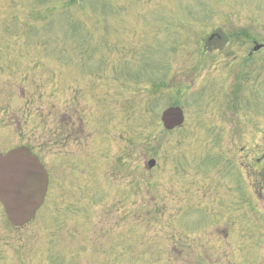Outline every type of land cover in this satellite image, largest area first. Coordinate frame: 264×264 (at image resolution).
<instances>
[{
  "label": "rangeland",
  "instance_id": "rangeland-1",
  "mask_svg": "<svg viewBox=\"0 0 264 264\" xmlns=\"http://www.w3.org/2000/svg\"><path fill=\"white\" fill-rule=\"evenodd\" d=\"M259 43L264 0H0V152L47 158L42 104L82 130L34 220L0 203V264H264Z\"/></svg>",
  "mask_w": 264,
  "mask_h": 264
},
{
  "label": "water",
  "instance_id": "water-1",
  "mask_svg": "<svg viewBox=\"0 0 264 264\" xmlns=\"http://www.w3.org/2000/svg\"><path fill=\"white\" fill-rule=\"evenodd\" d=\"M257 45L255 49L260 48ZM167 129L183 124L182 107L169 106L162 113ZM155 160L149 161L153 167ZM48 186V174L44 165L30 148L19 146L0 152V202L10 223L22 227L35 218L41 207Z\"/></svg>",
  "mask_w": 264,
  "mask_h": 264
},
{
  "label": "flooded vegetation",
  "instance_id": "flooded-vegetation-1",
  "mask_svg": "<svg viewBox=\"0 0 264 264\" xmlns=\"http://www.w3.org/2000/svg\"><path fill=\"white\" fill-rule=\"evenodd\" d=\"M42 105H43V108L41 110H39L37 113H39L41 118H42L43 128H44V130L42 132H46L45 136H44V142L42 144L43 145L42 148H44L43 149V150H45L44 152L48 155L47 158L43 161L41 159V157L39 156V154H37L31 147L28 146L32 150V152H34L38 155L41 163L44 165V168L48 174L47 192H46V195H45V198H44V201H43L41 207L44 205L46 199L48 198L49 193H50V189L52 187L53 173H52V169L50 168L49 163H51V161H52L51 155H53L51 148L53 146H58L57 148H59V143L62 141L63 134H59V132H82V130H76L77 129L76 126L78 125V121H77L78 118L76 115H70L69 113H65V115L60 116V115H58V113L51 111L49 109V107H47L45 104H42ZM74 114H76V113H74ZM67 115H68V117H67ZM51 117L54 118L53 121L49 120ZM58 119H59V121H58ZM50 122L54 123V127L48 128L50 125ZM55 123H57V124H55ZM255 136H257V135H255ZM258 149H256L257 152H259ZM260 164H261V158L259 156H257L256 160L254 161V163L252 165L253 171L250 174L251 180L254 181L253 186L256 188L257 194L259 191L261 193L263 191V188H264V167L261 168L262 171L258 172L259 168H260ZM59 175L61 176L60 173H59ZM221 199H224V198H220L219 200H221ZM231 200L233 201V205L237 207L238 203H240V201H241V198L240 197L237 198V196H234V198ZM255 200H257V197H254L252 195V202H253L252 208L256 210L255 204H257V203ZM185 202L188 203L186 205L188 207H191L193 204V201L191 199L189 202L188 201H185ZM190 202H192V203H190ZM198 203H201V202H197L195 208H199L200 205H197ZM201 204H203V203H201ZM202 206L208 208L207 205H202ZM226 206L231 208V204L225 205V207ZM185 221L191 222L192 220H185ZM182 225L184 226L186 224L183 222ZM184 227L187 228V226H184ZM223 234H224V237L228 236V233L224 232Z\"/></svg>",
  "mask_w": 264,
  "mask_h": 264
}]
</instances>
